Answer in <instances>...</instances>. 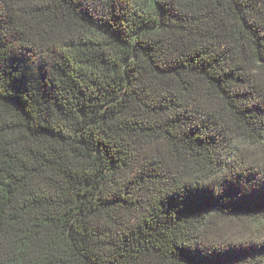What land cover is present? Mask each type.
<instances>
[{
	"label": "trees",
	"instance_id": "obj_1",
	"mask_svg": "<svg viewBox=\"0 0 264 264\" xmlns=\"http://www.w3.org/2000/svg\"><path fill=\"white\" fill-rule=\"evenodd\" d=\"M0 264H264V0H0Z\"/></svg>",
	"mask_w": 264,
	"mask_h": 264
},
{
	"label": "rangeland",
	"instance_id": "obj_2",
	"mask_svg": "<svg viewBox=\"0 0 264 264\" xmlns=\"http://www.w3.org/2000/svg\"><path fill=\"white\" fill-rule=\"evenodd\" d=\"M229 222L230 221L223 222L226 225V227H227L226 230L224 231L226 234H231L233 231H235V229H238V227L234 226V224L229 223Z\"/></svg>",
	"mask_w": 264,
	"mask_h": 264
}]
</instances>
